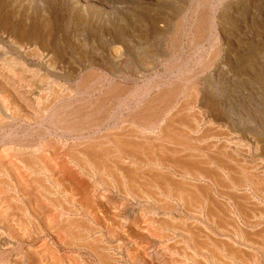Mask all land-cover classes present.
<instances>
[{
    "label": "rangeland",
    "instance_id": "rangeland-1",
    "mask_svg": "<svg viewBox=\"0 0 264 264\" xmlns=\"http://www.w3.org/2000/svg\"><path fill=\"white\" fill-rule=\"evenodd\" d=\"M2 10L5 13L12 14L15 18H22V23L25 26L30 24L29 26H34L42 32L51 30V36H47L43 40L44 43L41 42L43 45L39 44L37 47L40 48L42 53L43 51H45V53L47 51L48 53L49 49L50 52L54 50L52 52L54 59L58 58L54 60L55 65L57 66H55L57 74H55V77H52L54 82L59 81L56 86H59L58 89L61 91L58 93V90L55 87L56 89L54 91H57L59 94L57 97L55 95V97L59 99V101H57L59 103L56 104L55 99L53 100L54 111L57 113V120L55 121L56 125L54 126L55 129L49 127L47 124H43L44 126L41 124L36 126H23L21 120L20 123L17 122L12 127V136L14 140L18 141L19 139V141H22L23 139L39 142L41 141L42 136L44 138L47 137V134L49 135L50 131V133H57V136L55 137L56 140L60 139L70 147L75 146L76 151L74 152H77L79 145L80 149L78 150L82 149L81 144L84 142L85 138L86 142V140L90 141L97 137L114 133V124L117 125L119 123L118 125H120L121 128H119L120 130L117 129V133H123L122 131L124 130L122 129L124 128L126 130L130 128L131 125L129 124L133 123V121H131V115H135L142 111L145 108L144 106L151 102L150 100H154L156 97L158 98L159 95L168 91L170 92L168 94L173 93L172 90L174 91L177 86L184 87L181 88L182 92L190 90L193 85L194 87L196 86V88L193 87L195 89V91H193L194 93L191 90L187 92L185 95H188V97L186 96L185 100H182V96L172 97V95L170 101H168V99H161L162 102L159 100L161 105L157 102L158 105H155L157 108H154L155 110L152 114L156 111L157 113L163 111L164 113L162 112L163 114H160L164 116V114L172 111L170 112V117L175 116L176 114L174 115V113L178 112L181 114L180 116H183L182 118H184V115L186 116L190 113L195 115L196 119L199 118L203 121L200 133H198V135L193 134L190 136V143L193 142L190 145L193 144L195 148L200 150L198 153L195 152L197 155H201V158L211 163V165H207L206 168L210 170L209 173L214 175L216 179L213 177L214 179L212 182L210 180H205L195 184L197 185L196 188H199L198 190L203 193V195H201L202 199L200 197L195 199L194 197L196 194H193L195 191H189V196L186 194L187 196H185L182 201H179V199L175 198V195H171L173 198L171 196H165V194L160 192L161 189H153L152 196L157 191L153 196L155 199L152 198L151 195L148 196L146 192L142 193L137 191V194H135L136 191H133L134 193H132V191H130L131 189H129V184H124L125 181L122 183L119 179L118 181L120 182L118 183L113 181L109 182L110 178L108 177L107 172H102V176L107 179H105V181L102 180L104 178L99 175H94L93 177L88 178L86 176V181H84L83 184L86 186L82 185L83 187L81 186V188L77 187L78 189L74 188L71 190L70 195L74 193L76 194L70 197L71 199H69V201L71 200V202H68L66 197L62 194L59 193L58 195L65 204H68L70 208H73L72 210L74 213L72 212L70 216L68 215L72 218V222L74 221L77 223V226H75L76 224L74 222L72 223V227H75V229L72 228L73 231L76 233L77 230H83V227H86V229H84L86 231L81 232H84L85 234H83L87 235H83V238L79 237V240L81 241H79L78 238L73 239L63 232H59L58 234V231H52L57 224V222L53 223V227L52 222L58 220L59 215L56 214L57 212L54 211V209L53 211H50L49 209L54 207L53 204H46V201H44L46 202L44 203L39 195L35 194L37 195L35 196L34 191L29 190L31 187L23 185V187L27 189L25 191L27 195L25 194V198H21L22 184H20L21 186L15 184L14 186L18 193L20 192L19 199L23 207H21V209L16 205V201L11 202L8 199L9 197H7V194L3 196L4 193H2V189L4 187L0 186V196L5 200V203L0 207L3 209V213L6 212L7 214L6 216H3V218L16 215L19 220L23 221L22 223L27 220L29 222L26 225V228H29L27 229L29 230L28 232L36 237L33 236L34 238L32 241L25 239V241L22 242L21 237L19 239L15 236L14 239H12L13 244L11 247H4V250L3 248L0 250V264H7L9 261L12 262V260L16 258L22 261V257L25 256V249L27 250L28 246L37 247V245L44 246L45 250H47L48 257L54 260L55 264H188V262L189 264H264V186H262L263 189H260L257 188L258 185L254 186L252 185L253 183L250 182L248 184L249 186L245 189L241 190L240 188H235L234 190H231L230 187L232 184L230 185V183L233 182V176L235 174L232 175L230 171L225 170V166L229 168L233 167L236 174L239 173L235 176L236 178L240 177V170L242 167L251 169V172H255L253 175L264 174V0H0V11ZM199 20L203 22H198ZM201 24L203 26H201ZM197 25H199V29L201 27L200 30L198 29L199 33L204 30L203 33H200L201 36H204L203 38L201 37L202 39L197 36V32H194L196 31L195 27ZM14 47L15 46H13L10 41L2 42L0 40V68H3V70H1V68L0 71L4 72L5 68L8 70V75H6L7 73L5 74L7 71L0 74V82L6 83L9 79H13L12 76L14 75H9L10 69L6 66L10 61L9 58L11 57L12 59L15 57L13 55L14 52L12 51ZM23 54L24 53H22L21 57L25 59L26 55ZM26 59L29 62L30 58L27 57ZM5 60H8V62ZM2 61H4V67L1 66ZM151 62H155L156 65L153 68L152 66L147 67V64ZM30 63H32L31 66L33 68H35V65L37 64L38 67L35 69H40L42 74L47 73V69L45 71L44 65H41V63L39 65L37 60L31 58ZM106 70H111V72ZM13 71L20 70L17 69ZM15 74L17 75V73ZM2 75L4 77H2ZM26 75L29 78V81L28 79H25L27 81L26 83L23 79L24 85L29 84L27 87H35V83L38 79L32 75ZM92 75H94V78L91 79ZM84 76H86V78H84ZM96 77H98V81H96ZM6 78L7 80H5ZM102 78H104V80ZM20 79L16 78V81ZM85 80L87 82L86 88L83 86L85 85L83 83H86ZM13 81L14 80H12V83L10 81V84H14L15 82ZM3 83H0L1 89H3V85H6ZM30 83L32 85H30ZM39 83V81L36 83V88L39 87V90H43L45 88L43 85L45 84L43 83L39 86L37 85ZM59 83L60 85H58ZM61 84L63 86H61ZM82 86L83 89L81 88ZM199 86L202 89H198L197 87ZM112 87H115L114 91H112ZM78 88L81 89L76 90ZM100 88L103 89L101 90ZM67 90H70L68 92L70 98L66 96ZM71 90L74 93H70L72 92ZM108 91H111L112 93L110 92L111 94L109 93L107 98L111 97V95L113 98H104L106 101L105 103L103 98L101 99L102 102L101 100H98L101 95L105 97V94ZM116 91H118V93ZM2 93L3 97L1 96ZM2 93L0 91V98L2 97L6 102L8 100V102H10L8 104L12 107V104H14V101H12L13 96L11 100L9 98L11 96L7 95L8 93L6 96L4 92ZM43 93L44 92L41 91L42 98L45 96ZM63 93L68 98L64 97L63 99V96L60 98ZM91 93L93 95H91ZM116 93H120L119 96ZM191 93L193 94L190 96ZM115 94L117 95L116 97ZM194 94L196 95L193 96ZM190 97H195L198 100L194 101V98H192L193 100L191 99L190 101ZM160 98H162V96ZM180 98L181 102H184V107L188 108L185 112L184 110H180L182 109V105L178 106L179 108L176 105V101L180 102ZM173 101L176 103H172ZM189 101L196 102L197 105H193L192 102L189 103L192 105L190 106L188 105ZM165 102L168 104H165ZM101 103H104L105 105H102ZM165 105H167V107ZM168 105H170V108ZM93 106L95 110L98 106L99 109H97V112L94 111ZM80 107L85 108L83 109ZM90 109H92V111ZM72 111L75 112L74 115ZM157 113H154L155 116ZM68 114L70 116H68ZM61 116H65V119L71 117L69 120L67 119V121L70 122H68L70 125L71 123H74L72 126L73 128L71 127L73 133H70V131L67 132V134L63 130L65 127H63V125L67 126V123L65 122L64 117L62 118ZM163 116L158 115L157 119L160 120L159 117L162 118ZM165 116H167V114ZM74 118H76V120ZM89 119H92L90 121L91 124ZM126 119L131 123L128 124L129 121ZM180 119L181 118H177L176 120L180 122ZM81 120H83L84 123ZM76 121H79V124L76 123ZM210 121L213 122V125L209 124ZM124 122H126V124ZM179 122H177V125ZM96 123H98L99 126ZM134 123L133 127L128 130L130 132L131 130H134L132 131L133 133H135V126L138 131L141 129L142 125H148V123H141L142 125L140 123L135 125ZM186 124L190 125L184 121L180 122V125H178L177 128L179 130L184 131L186 129L189 131L190 126ZM75 125L77 126V128H75L76 130H74ZM58 128L61 131L60 133ZM87 129L92 130L88 131ZM110 130L111 132H108ZM77 131L81 135L77 133ZM9 133L10 131L8 129L3 133L0 132V136H6ZM25 134L30 137H27ZM62 134L64 135L62 136ZM194 136H196L197 139ZM199 138H201V140H199ZM78 142L79 144L76 148ZM71 144H74V146ZM212 145L218 147L216 152L211 148ZM222 146H229V149H223ZM112 151H115L116 153L118 151V154L120 155L118 156L114 153L116 159L110 161L112 157H115L113 154L109 159L110 162H108V158L106 159V165L113 162L111 163L113 165L110 167L112 171L115 170L112 173L114 174V172H116L114 175L117 179L119 178L117 167H121V165L123 167L124 165L129 164L124 167L131 168V162L124 158L126 156L121 150ZM210 151L211 153H209ZM222 151L225 152L226 155L230 154V157L223 156L220 153ZM188 152L189 151L184 155H187ZM119 157L122 159L124 158L127 163L118 161ZM216 157L222 160V163L220 164L223 165L225 169L219 167ZM228 158L231 159V161ZM141 159L143 158H140L139 160ZM116 160L118 163L115 162ZM85 162L87 163V168L90 169L91 162ZM117 164H119V166ZM233 164L236 166H233ZM138 165L144 166L143 163H138ZM217 174L219 176L218 178L216 177ZM176 176V179L179 182L184 181L182 180L184 178H181L179 175ZM106 182L109 185H106ZM226 182H229V184L227 185ZM200 184L201 186H199ZM90 185H94L97 192L95 195L93 194V198L98 205V210L95 213L87 209L88 206L85 204L86 202L83 204V191ZM225 185L227 187L229 186V188H226ZM106 187L108 189H105ZM200 187H204L205 191L210 189V195ZM109 188L113 190H110ZM255 188L257 190H255ZM222 189L223 192L225 190L226 192L223 193ZM118 190L122 193L120 194ZM219 190L222 193L221 195L217 194ZM12 191L14 193L13 189ZM259 192L263 194H259ZM31 194H33V196ZM121 195H123V197ZM140 196L142 198H140ZM246 196L250 198L249 204H247L248 212L246 218L252 221H256V219L257 221H261L260 224L251 228L250 225H247L245 219L240 218L239 214L236 213V220L234 214L227 211V209L234 210L233 201L236 203L241 199V202H244L245 200L243 199H245ZM30 197L33 198L30 199ZM145 197H150L149 202L145 201ZM37 198L41 199L40 202ZM81 199L83 201H80ZM163 201L164 203L166 202V204H164ZM203 202L206 203L203 204ZM162 204L166 207L163 209L159 208L158 210V207H161ZM173 204L177 205V210H171V206H174ZM198 204H202L203 206L200 207ZM207 204L209 207L206 206ZM257 206L262 209H259ZM46 208H48L47 212L49 214L46 212ZM146 217L148 218L146 219ZM150 223H152V225ZM78 224L79 227L81 225L80 228L78 227ZM217 224L222 226L217 227ZM189 225L191 227L193 226V229ZM88 227H90V229ZM193 230L196 231L193 232ZM38 232H41V234ZM238 233L244 234V238L250 241V246H248L249 244L246 246L244 242H240ZM69 240L72 244L74 243L78 246H71ZM179 240L181 242H179ZM202 242L204 243L202 244ZM31 243H33V245ZM95 243L98 244V246ZM79 244H81V246ZM84 244L85 247H82ZM101 244L105 245L103 246ZM94 246L97 248H93ZM237 252L240 253L239 256L237 255ZM29 253L32 254V252ZM99 254L102 255L100 256L101 260ZM181 254L183 256H181ZM189 254H193V257ZM170 255L171 257H169ZM104 256L106 261L102 260ZM199 258L201 261L198 260ZM109 259L111 260L110 262ZM179 260L182 261L180 262ZM242 260H245V263Z\"/></svg>",
    "mask_w": 264,
    "mask_h": 264
},
{
    "label": "bare ground",
    "instance_id": "bare-ground-1",
    "mask_svg": "<svg viewBox=\"0 0 264 264\" xmlns=\"http://www.w3.org/2000/svg\"><path fill=\"white\" fill-rule=\"evenodd\" d=\"M84 3V2H83ZM85 5V4H83ZM73 6V5H72ZM216 9V8H215ZM194 10V9H193ZM19 11V10H18ZM74 11V10H73ZM80 11V10H79ZM82 13V12H81ZM214 13V12H213ZM208 14V12H207ZM43 16V15H42ZM77 16V15H76ZM84 16V15H83ZM80 19V18H79ZM70 20V19H69ZM45 21V20H44ZM76 21V20H75ZM201 20H199L198 22H200ZM27 22V21H26ZM37 22V21H36ZM197 22V23H198ZM203 22V21H201ZM101 23V22H100ZM195 23V22H194ZM96 24V23H95ZM200 24V23H199ZM30 25V24H29ZM25 26L23 25L22 23V18H15V16H13L12 14L10 13H5L2 11H0V40L3 42V41H10L13 46H15L13 48V55L15 57H13L11 59V57L9 58L10 61L8 62V60H5L6 62H8L7 66L10 70H9V75H14L12 76L13 79H9L12 83V80H14L13 82H15L14 84H10V81L8 80L6 83H3V82H0V83H3V84H6V85H3L1 89L0 88V91L1 93L4 92L5 93V96L6 94L7 95H10L11 97H9L10 99L12 98L13 96V100L14 101V104H12V107L10 106V102H6V100H3L2 97H3V93H2V97L0 98V132L3 133L5 131H7L9 129L10 133L7 134L6 136H3L1 137L0 136V186L4 187L2 189V193H4L3 196H5L6 194L8 195L7 197H9L8 199L11 201V202H15L16 205L19 206V208L22 207V203L19 199V193L17 191V189L14 187L15 184L17 185H20L22 184V187L23 185H26V186H29L31 187L29 190L31 191H34V195L37 194L41 197V199H43V202L46 203V204H53V206L55 207H51L52 209H49L50 211H56L59 215V218L58 220H55L53 223L57 222L55 228L52 229V231H58V234L59 232H63L65 234H67L68 236H70L71 238L75 239V238H78V240L80 238H83L85 233L84 232H81V231H86L84 229H86V227H83V230H80L79 228V224H78V228L79 231L77 230V232L75 233L73 231L72 228L75 229V227H72V218H70V214L74 211L72 210L73 208H70L68 206V204H65L63 202V200L60 199V196L58 197L59 193L62 194L64 197H66V199L68 200V202H71V200L69 201V199H71L70 197H72L71 194V190H73L74 188H77V187H80L84 184V181H86V176L87 178L88 177H93L94 175H99L101 177L102 176V172H107L108 173V177L110 178L109 179V182H115V183H118L120 181H122V183H124L125 181V185L126 184H129V189H131L130 191H132V193H134L133 191H136L135 194H137V191L138 192H142V193H147V195H151L152 198H154L153 196L157 193H156L152 196V193H153V189H161L160 192L165 194V196H171V195H175V198L179 199V201H182V199H184L185 196H189V191H195L193 194L195 195V199H198L199 197L202 199V196L203 193L200 192V190H198L199 188H196L198 182H203L205 180H210L211 182L213 181V179L215 178L214 175L210 174V170L207 169V165H211V163L209 161H205L203 158H201V155H197L198 152H200L199 149L195 148L194 145H190V139L191 138L190 136L195 134V135H198V133H200L201 131V124H202V120H200L199 118H195L196 116L193 115V114H190L188 113L186 116L184 115V118H182L183 116H180L181 114H179L178 112L174 113L175 116H172L170 117V112L172 111H167L168 113L167 116H165L166 114H164V116L162 115L163 113L160 111H158L159 113L154 112V113H157L156 116L155 114L152 112L155 110L154 108H157L155 107V105L157 104V102L160 104L159 100L161 101V99H168V101H170V99L172 97H177V96H182V100H185L186 99V96L188 97V95H185L187 92H189L190 90L193 92L195 91L194 88H196V86L194 87L193 85L191 86L192 88H190V90H185V91H182L181 92V88L183 87H179L177 86L176 89H174V91L172 90L173 93L171 94H168L170 93L168 90V92L164 93V94H161L159 95V97L154 100H150L151 102L150 103H146L147 105H145L144 109L142 111H140L139 113L135 114V115H131V121L134 122H137L138 124L140 123H148V125H142L144 127H142L141 125V129L137 131V129L134 127L135 129V133H133L132 131L134 130H131L128 131L130 128L133 127V123L132 124H129L131 123L128 119L129 122L128 124L131 125L130 128L128 129H122L124 131H122L123 133H117L119 128H121L120 125H115L114 127V133H110V134H107V135H104V136H100V137H97L95 138L94 140H86L85 142V139H84V142L82 143L83 144V147H82V144H81V150H78L80 149V145L78 146L79 142L77 143L76 145V148L78 146V149H77V152H74L76 151L75 150V146L74 144H71L73 145L74 147H70L67 145V143L65 144L64 142H62V140H56L55 137L57 136V133H50L49 131V135L47 134V137H43L42 136V139L41 141L39 142H34V141H27V140H23L22 141H18L17 140H14L13 139V136H12V127L15 123H20V121L22 120V124L23 126L24 125H28V126H36L38 124H47L49 127H52L54 128V126L56 125L55 124V121L57 120L56 119V112L54 111V99H55V103H59L57 101H59L58 98H56L59 94V86L57 87L56 84L57 82L59 81H55L53 80V76L55 77V74H57V71H56V65H55V61L56 59H54V56L52 54V52H50V49L47 53H45V51H43V53L40 51V48L37 47L39 44L40 45H43V40L47 37V36H51V30L49 31H40L38 28L34 27V26ZM55 25V24H54ZM70 25V24H69ZM103 25V24H102ZM201 26H203L201 24ZM206 26V25H205ZM208 26V25H207ZM195 27V26H194ZM196 31H194L195 33L197 32V36L202 39L204 36L202 35L201 36V32L203 33L204 30H202L200 33L198 31L199 29V25H197L195 27ZM207 28V27H206ZM201 29V27H200ZM199 29V30H200ZM92 31V30H91ZM94 31V30H93ZM207 32V31H206ZM205 32V33H206ZM211 32V31H210ZM93 33V32H92ZM58 35V33H57ZM101 35V34H100ZM99 36V35H98ZM122 36V35H121ZM202 37V38H201ZM56 38V37H55ZM52 39V38H51ZM198 39V38H197ZM45 41H48V40H45ZM199 41V40H198ZM201 41V40H200ZM43 42V43H41ZM194 44V43H193ZM195 45V44H194ZM47 46V44H46ZM45 48V46H44ZM43 48V49H44ZM58 49V48H57ZM217 51V50H216ZM16 52V53H15ZM22 53H24L26 55V58H33L35 60L38 61L39 65L41 63V65H44V69L46 71L47 69V73L46 74H42V71L39 69H35L37 66V64L35 65V68H33L31 66L32 63H30V59H29V62L27 61V59L25 58H22L21 55ZM23 54V55H24ZM210 54V53H209ZM113 55V54H112ZM9 56V55H8ZM12 56V55H11ZM117 57V56H116ZM99 59V58H98ZM112 60V59H111ZM34 61V60H33ZM99 61V60H98ZM151 61V60H150ZM206 61V60H205ZM57 62V61H56ZM213 62V61H212ZM3 63V65H2ZM34 63V62H33ZM36 63V62H35ZM122 63V62H121ZM10 64V65H9ZM103 64V63H102ZM209 64V63H208ZM4 61L1 62V66L4 67ZM100 65V64H99ZM156 65L155 62H151L149 64H147V67H150L152 66V68ZM34 66V64H33ZM56 66V67H55ZM143 66V65H142ZM212 66V65H211ZM43 67V66H42ZM94 67V66H93ZM92 67V68H93ZM144 67V66H143ZM203 67V66H202ZM2 68V67H1ZM0 68V69H1ZM20 70V71H13V70ZM43 69V68H42ZM107 69V68H105ZM109 69V68H108ZM172 69V68H171ZM3 70V68L1 69ZM65 70V69H64ZM7 71V72H5ZM95 71V70H94ZM106 71H110L111 70H106ZM167 71V70H166ZM2 74L3 71H0ZM5 74L8 75V70L7 68H5L4 70ZM3 72V73H4ZM69 72V71H67ZM92 72V71H91ZM17 73V75L15 74ZM4 74V76H5ZM30 76H34L35 78L38 79V81L40 82L39 84L37 85H41V84H45L43 85V87H45L43 90H39L40 88L37 87L36 88V82L35 83V87H27V85L29 86V84H26L24 85V82L26 81L25 79H28L29 81V78L27 77V75ZM112 74V73H111ZM22 75H23V78H22ZM88 75V74H87ZM86 75V76H87ZM1 76V75H0ZM2 75V77H4ZM17 76V77H16ZM58 76V75H57ZM86 76H84V78H86ZM94 75L91 76V79L94 78L93 77ZM104 76V75H103ZM187 76V75H186ZM27 77V78H25ZM69 77V76H68ZM76 77V76H75ZM88 77V76H87ZM101 77V76H100ZM99 77V79H100ZM126 77V76H125ZM9 78V77H8ZM16 78H21L20 80H17L16 81ZM33 78V77H32ZM70 78V77H69ZM185 78V77H184ZM2 79V78H1ZM23 79H24V82H23ZM31 79V77H30ZM98 77H96V81ZM104 80V78H102ZM180 79V78H179ZM192 79V78H191ZM7 80V78L5 79ZM34 80V78H33ZM36 80V79H35ZM57 80V79H56ZM66 80V79H65ZM87 80V79H86ZM85 80V82H86ZM90 80V78H89ZM91 81V80H90ZM90 81H89V84H90ZM190 81V80H188ZM5 82V81H4ZM92 82V81H91ZM104 82V81H103ZM27 83V81H26ZM29 83V82H28ZM34 83V82H33ZM64 84V83H63ZM67 84V83H66ZM85 85H83L85 88H86V85H87V82L86 83H83ZM160 84V83H159ZM165 84V83H163ZM195 84V83H194ZM30 85H32L30 83ZM60 85V83L58 84ZM82 85V84H81ZM79 85V86H81ZM103 85V84H102ZM109 85V84H108ZM156 85V84H155ZM178 85V84H177ZM206 85V84H205ZM61 86H63L61 84ZM83 86L81 87L83 89ZM92 86V85H91ZM114 86V85H113ZM189 86V87H190ZM201 86V85H200ZM197 87L198 89H200L201 87ZM1 87V86H0ZM57 88L58 90V93L57 91L55 92L54 90ZM72 87V86H71ZM88 87V86H87ZM106 87V86H105ZM116 87V86H115ZM115 87H112L114 91V88ZM186 87V86H185ZM77 88V87H76ZM81 88H78L76 90H79ZM90 88V87H89ZM121 88V86H120ZM160 88V86H159ZM158 88V89H159ZM184 88V87H183ZM62 89V88H61ZM64 89V88H63ZM73 89V88H71ZM99 89V88H98ZM101 89V88H100ZM103 89V88H102ZM101 89V90H102ZM125 89V88H124ZM153 89V88H152ZM202 89V88H201ZM117 90V89H116ZM157 90V89H156ZM41 91L44 92L43 94H45V96L42 98L41 96ZM70 91V90H69ZM67 90V94L66 96H68L70 98V95H69V92ZM72 91V90H71ZM75 91V89H74ZM98 91V90H97ZM171 91V90H170ZM85 92V91H84ZM103 92V91H101ZM111 91H108L106 92L105 94V97H103L101 95L100 99L98 98V100H101L102 98L106 99L108 94L110 93ZM118 93V91H116ZM197 92V91H196ZM199 92V91H198ZM70 93H74L73 91L70 92ZM80 93V91H79ZM93 93V92H92ZM91 93V95H93ZM112 93V92H111ZM110 93V94H111ZM115 93V92H114ZM113 93V94H114ZM116 93V94H117ZM144 93V92H143ZM194 93V92H193ZM191 93L190 96L193 94ZM200 93V92H199ZM76 94V93H75ZM104 94V93H103ZM115 94V97L119 94L116 95ZM183 94V95H182ZM56 95V97H55ZM72 95V94H71ZM88 95V94H87ZM90 95V96H91ZM141 95V94H140ZM150 95V94H149ZM172 95V97H171ZM196 94H194L193 96H195ZM63 96V99L64 97H66L64 95V93L61 95L60 98H62ZM100 96V95H99ZM114 96V95H113ZM138 96V95H137ZM162 96V98H160ZM169 96V97H167ZM199 96V94H198ZM8 97V96H7ZM66 97V98H68ZM82 97V96H81ZM6 98V97H5ZM78 98V97H76ZM110 98H113L112 95L111 97L107 98V99H110ZM131 98V97H130ZM136 98V97H135ZM194 98V101L195 100H198L196 99L195 97H192ZM190 97V101L192 99ZM199 98V97H198ZM9 99V100H10ZM43 99V101H42ZM57 99V100H56ZM81 99V98H80ZM90 99V98H89ZM105 99L103 100L104 103L106 102ZM176 99H179V98H176ZM112 100V99H111ZM115 100V99H114ZM133 100V99H132ZM193 100V99H192ZM109 101V100H108ZM116 101V100H115ZM119 101V100H118ZM175 101V100H174ZM172 102V103H176L177 107L178 106H181L182 109L180 110H188L187 107H184V102L182 101L181 102V98H180V102L179 101H176V102ZM187 101V100H186ZM188 102V105H190L189 103H192V102ZM61 102V101H60ZM63 102V101H62ZM102 102V100H101ZM129 102V101H128ZM132 102V101H130ZM142 102V101H141ZM162 102V101H161ZM75 103V102H73ZM77 103V101H76ZM83 103V102H82ZM89 103V102H88ZM97 103V101H96ZM100 103V102H99ZM102 104V105H105V104ZM187 103V102H186ZM165 104H168L167 102H165ZM196 104V102H193V105ZM69 105V104H68ZM73 105V104H72ZM76 105V104H75ZM91 105V104H90ZM88 105V106H90ZM94 105V104H92ZM158 105V104H157ZM156 105V106H157ZM161 105V104H160ZM163 105V104H162ZM186 105V104H185ZM197 105V104H196ZM63 106V105H61ZM86 106V107H88ZM99 106V105H98ZM97 106V109H99ZM124 106V105H123ZM167 107V105H165ZM169 108H170V105H168ZM174 106V105H173ZM192 106V105H190ZM68 107V106H66ZM129 107V106H128ZM134 107V106H133ZM69 108V107H68ZM67 108V109H68ZM76 108V107H75ZM79 108V107H78ZM80 108H83V107H80ZM85 108V107H84ZM83 108V109H84ZM89 108V107H88ZM94 108V106H93ZM101 108V107H100ZM121 108V107H120ZM141 108V107H140ZM139 108V109H140ZM179 108V107H178ZM217 108V107H216ZM57 109V108H56ZM66 109V108H65ZM70 109V108H69ZM74 109V107H73ZM97 109L95 110L94 108V111L97 112ZM123 109V108H122ZM128 109V108H127ZM160 109V108H159ZM213 109V108H212ZM71 110H72V107H71ZM69 110V111H71ZM92 111V109H90ZM89 110V112H90ZM106 110V109H105ZM163 110V109H161ZM66 111V110H65ZM68 111V110H67ZM85 111V110H84ZM83 111V113H84ZM133 111V110H131ZM138 111V110H137ZM166 111V109H165ZM174 111V110H173ZM73 112V111H72ZM71 112V114H72ZM79 112V110H78ZM77 112V113H78ZM70 113V112H69ZM76 113V114H77ZM82 113V114H83ZM88 113V112H87ZM129 113V112H128ZM162 113V114H160ZM187 113V112H186ZM184 113V114H186ZM192 113V112H191ZM64 114V113H63ZM75 114V112H73V115ZM79 114V113H78ZM77 114V115H78ZM85 114V113H84ZM83 114V115H84ZM196 114V113H195ZM214 114V113H213ZM61 115V114H60ZM81 115V114H80ZM119 115V114H118ZM122 115V114H121ZM120 115V116H121ZM158 115H161L163 116L162 118L159 117L160 120L157 119ZM198 115V114H197ZM67 116V115H66ZM68 116H70L68 114ZM85 116V115H84ZM87 116V115H86ZM89 116V115H88ZM119 116V118H120ZM62 117V116H61ZM64 117V120L65 122L67 123V126L66 125H63V130L67 133V132H70L72 129L71 127L73 126V124L71 123V125L69 124L70 122L67 121V119H65V116ZM62 117V118H63ZM83 117V116H82ZM99 117V116H98ZM103 117V116H102ZM123 117V116H121ZM200 117V116H199ZM71 118V117H70ZM69 118V119H70ZM91 118V117H90ZM101 118V116H100ZM110 118V117H109ZM170 118V119H169ZM177 118H181L180 119V122H186V123H189L190 126L189 127V131H186L184 130H179L177 128L178 125H180V122L177 121L176 119ZM201 118V117H200ZM58 119H61V118H58ZM68 119V120H69ZM73 119V118H72ZM71 119V120H72ZM76 120V118H74ZM81 119V118H80ZM125 119V118H124ZM70 120V121H71ZM92 119H89V122L91 121ZM118 120V119H117ZM179 122V124L177 125V122ZM83 121V120H81ZM97 121V120H96ZM62 122V121H60ZM69 122V123H68ZM79 122V121H78ZM76 121V123H78ZM88 122V121H86ZM85 122V123H86ZM127 122V121H126ZM126 122H124L126 124ZM63 123V122H62ZM65 123V124H66ZM84 123V121H83ZM82 123V124H83ZM93 123V122H92ZM117 123V122H116ZM137 123H134L135 125ZM69 124V125H68ZM79 124V123H78ZM91 124V122H90ZM95 124V122H94ZM92 124V125H94ZM98 124V123H96ZM127 124V125H128ZM209 124H212L213 125V122H209ZM58 125H59V122H58ZM77 125V124H76ZM75 125V126H76ZM113 125V124H112ZM113 125V126H114ZM204 125V124H203ZM44 126V125H43ZM42 126V127H43ZM74 126V130H76L75 128H77V126L75 127ZM79 126V125H78ZM90 126V125H89ZM99 126V124H98ZM97 126V127H98ZM112 126V127H113ZM122 126H125V125H122ZM139 126V127H140ZM57 127V126H56ZM82 127V126H80ZM29 128V127H28ZM40 128V127H39ZM73 128V127H72ZM84 128V127H83ZM44 129V128H43ZM48 129V128H46ZM55 129V128H54ZM53 129V130H54ZM59 129V128H58ZM80 129V128H79ZM78 129V130H79ZM182 129V128H181ZM215 129V128H214ZM51 130V129H50ZM57 130V129H56ZM86 130V129H85ZM88 130V129H87ZM89 130H92V129H89ZM88 130V131H89ZM112 130V129H111ZM108 131V132H111ZM117 130V131H116ZM120 130V129H119ZM209 130V129H208ZM59 133L61 132L60 129L58 130ZM58 131H54V132H58ZM80 131V130H79ZM95 131V130H94ZM116 131V132H115ZM137 131V133H136ZM64 132V133H65ZM84 132V131H83ZM82 132V133H83ZM103 132V131H102ZM113 132V131H112ZM139 132V133H138ZM14 133V132H13ZM20 133V132H19ZM63 133V132H62ZM70 133H73L72 131ZM76 133V132H74ZM77 133H79L77 131ZM107 133V132H106ZM216 133V132H215ZM218 133V132H217ZM18 134V132H17ZM68 134V133H67ZM80 134V133H79ZM1 135V134H0ZM26 135V134H25ZM33 135V134H32ZM64 134H62L63 136ZM66 135V134H65ZM76 135V134H75ZM81 135V134H80ZM224 135V134H223ZM27 136V135H26ZM37 136V135H36ZM83 136V135H82ZM204 136V134H203ZM22 137V136H21ZM27 137H30V136H27ZM40 137V136H39ZM86 137V136H85ZM196 139L197 137L194 136ZM217 137V136H216ZM24 138V137H23ZM59 138V137H58ZM61 138V137H60ZM193 138V139H195ZM203 138V137H201ZM201 138H199V140H201ZM209 138V137H208ZM40 139V138H39ZM29 140V139H28ZM219 140V139H218ZM211 141V139H210ZM209 141V142H210ZM215 141V140H214ZM72 142V141H71ZM202 142V141H201ZM219 142V141H218ZM226 142V141H225ZM75 143V141H74ZM216 143V142H215ZM213 143V144H215ZM235 143V142H234ZM208 145V144H207ZM221 145V144H220ZM207 147V146H206ZM210 147V146H209ZM223 147V146H222ZM231 147V146H230ZM211 148L213 150H215L216 152V149L218 148L216 145H212ZM209 148V149H211ZM228 148L229 149V146H225L223 147V149H226ZM3 149V150H2ZM222 149V150H223ZM112 150H121L122 153H124V155L126 157H124L125 159H128L130 162H131V168H126L124 166H128V165H124L122 167H117V171L119 172V178L116 179L115 175L116 172H114V174L112 173V169H111V162L109 165H106V159L108 158V162L112 161L113 159L115 160L116 159V155L117 154L118 156L120 154H118V151L117 153L115 151H112ZM203 150V149H202ZM218 150V149H217ZM220 150V149H219ZM232 150V149H231ZM187 155H184L185 153H187ZM191 151V152H190ZM207 151V149H206ZM228 151V150H226ZM230 151V150H229ZM249 151V150H248ZM197 152V153H195ZM202 152V151H201ZM214 152V153H215ZM115 153V154H114ZM121 153V152H120ZM206 153V152H205ZM211 153V151L209 152ZM213 153V152H212ZM223 156H229V155H226L225 152H220ZM219 153V154H220ZM115 155V157L109 161L110 157L112 155ZM208 154V153H207ZM217 156V155H216ZM203 157V156H202ZM215 157V156H214ZM226 157V158H227ZM230 157V156H229ZM124 158L122 159L121 157L118 158V161L120 162H124V163H127L126 160H124ZM140 158H143L141 160H139ZM233 158V157H231ZM229 159V158H228ZM213 160V159H212ZM231 161V159H229ZM237 160V159H236ZM85 161H89L91 162V168L88 169L87 168V163ZM216 161H217V164H219V167L221 169H225L223 167V165H221L220 163H222L218 157H216ZM229 161V162H230ZM116 163L117 160L115 161ZM114 162V164H115ZM241 162V160H240ZM260 162V161H259ZM258 162V163H259ZM75 163V165H74ZM137 163V164H136ZM139 164H142V165H138ZM214 163V162H212ZM226 163V162H225ZM228 163V162H227ZM243 163V162H242ZM241 163V164H242ZM89 164V163H88ZM116 165V164H115ZM119 166V164H117ZM226 165V164H225ZM255 165V164H253ZM108 166V167H107ZM233 166H236L233 164ZM259 166V165H258ZM114 167V166H113ZM112 167V168H113ZM227 171H230L233 174H235L233 176V182L230 183L231 187L230 189L231 190H234L235 188H240L241 190L242 189H245L247 188L249 185V183H253L252 185H258L257 188H262V186H264V174H255L253 175V173L255 172H251V169H248L247 167H242L241 168V173H240V177L239 178H236L235 176H237V173L236 174V171L233 167H227L225 166ZM240 167V166H239ZM255 167V166H254ZM211 168V167H210ZM214 168V167H213ZM229 168V169H227ZM236 168V167H235ZM253 168V167H252ZM258 169V168H257ZM224 170V172H225ZM254 170V169H253ZM261 171V170H260ZM216 172V171H215ZM263 172V171H262ZM259 173V172H258ZM114 176H113V175ZM176 175H179L181 178H184L182 180H184L183 182H179L176 178L177 176ZM117 176V175H116ZM121 176V178H120ZM216 176V175H215ZM214 177V178H213ZM217 178L219 177L218 174L216 176ZM221 177V176H220ZM236 179H235V178ZM98 178V177H97ZM104 178V177H103ZM180 178V179H181ZM222 178V177H221ZM106 178L102 179L105 181ZM120 179V181H118ZM179 179V178H178ZM216 179V178H215ZM223 179V178H222ZM221 179V180H222ZM229 179V178H228ZM107 180V179H106ZM128 180V181H127ZM186 180V181H185ZM227 180V179H226ZM91 181V180H90ZM100 181V180H99ZM218 181V180H217ZM103 182V181H102ZM108 182V181H107ZM106 182V185H109L108 183ZM86 183V182H85ZM220 183V182H219ZM91 184V183H90ZM93 184V183H92ZM224 184V183H223ZM226 184L228 185L229 182ZM89 185V183H88ZM118 185V184H117ZM123 185V184H122ZM213 185V184H212ZM21 186V185H20ZM83 186H86V185H83ZM82 186V187H83ZM111 186V185H110ZM109 186V187H110ZM120 186V185H119ZM118 186V187H119ZM124 186V185H123ZM201 186V184L199 185ZM217 186V185H215ZM219 186V185H218ZM226 186V185H225ZM117 187V186H116ZM121 187V186H120ZM119 187V188H120ZM85 188V187H84ZM99 188V187H98ZM111 188V187H110ZM109 188V189H110ZM118 188V189H119ZM124 188V187H123ZM128 188V187H127ZM201 188V187H200ZM203 190H204V187H202ZM201 188V189H202ZM217 188V187H215ZM222 188V186H221ZM224 188V186H223ZM226 188H229V186ZM225 188V189H226ZM233 188V189H232ZM254 188V187H253ZM12 189L14 190V193L12 191ZM78 189V188H77ZM105 189H108L107 187ZM196 189V190H195ZM259 189V190H260ZM20 190V189H19ZM27 189L26 188H22V197L21 198H25V191ZM76 190V189H75ZM110 190H113V189H110ZM198 190V191H197ZM240 190V191H241ZM255 190H257L255 188ZM264 190V189H263ZM262 190V191H263ZM119 191V190H118ZM205 191V190H204ZM203 191V192H204ZM261 191V190H260ZM9 192V194H8ZM84 192V197L82 196V198L84 199V201L81 199L80 201H83V204L84 202H86L85 204H87V209L90 210L91 212L95 213L97 210H98V205L96 203V201L94 200L93 198V194L95 195L97 192L95 190V186L94 185H90V186H87L85 188V190L83 191ZM120 192V191H119ZM125 192V191H124ZM207 193H209L210 195V189H207V191H205ZM222 192H223V189H222ZM226 192V190L224 191ZM223 192V193H224ZM236 192V191H234ZM264 192V191H263ZM113 193V192H112ZM122 192H120L121 194ZM201 193V194H200ZM257 193V192H256ZM79 194V193H78ZM116 194V193H115ZM139 194V193H138ZM187 194V195H186ZM217 194H222L220 192V190L218 191ZM239 194V193H238ZM242 194V193H241ZM259 194H263L261 192H259ZM258 194V196H259ZM1 195V194H0ZM27 195V194H26ZM33 196V194H31ZM35 195V196H37ZM76 195V194H75ZM127 195V194H126ZM129 195H130V192H129ZM208 195V196H209ZM219 195V196H220ZM81 196V195H80ZM117 196V195H116ZM119 196V195H118ZM123 197V195H121ZM134 196V195H133ZM138 196V195H137ZM143 196V195H141ZM140 196V198H142ZM158 196V195H157ZM162 196V195H161ZM227 196V195H225ZM236 196H237V193H236ZM1 197V196H0ZM6 197V198H7ZM74 197V196H73ZM125 197V196H124ZM128 197V196H127ZM139 197V196H138ZM172 197V196H171ZM205 197V196H204ZM242 197V196H241ZM3 197H1V205H3V203H5V200L2 199ZM33 197H30V199H32ZM35 198V197H34ZM79 198V197H78ZM77 198V199H78ZM81 198V197H80ZM146 198V197H145ZM150 198V197H149ZM149 198H146L145 201H148L149 202ZM173 198V197H172ZM39 199V202H40V198H37V200ZM122 199V198H121ZM155 199V198H154ZM157 199V198H156ZM231 199V198H230ZM236 199V198H235ZM235 199H232V200H235ZM249 199L247 196L245 197V200L244 202L242 201L241 202V199L239 201H237L235 203V201H233V204H234V210L233 209H227L228 212L234 214V216L236 217V220H237V216H236V213L240 215V218H243L246 220L247 222V225H250V228L251 227H254L258 224L261 223V221H252L250 219H247L246 215H247V212H248V205L249 204ZM4 200V201H3ZM22 200V199H21ZM24 200V199H23ZM36 200V201H37ZM74 200V199H73ZM76 200V199H75ZM158 200H159V197H158ZM206 200V199H205ZM214 200V199H212ZM238 200V199H237ZM167 201V200H166ZM184 201V200H183ZM200 201V199H199ZM209 201V200H208ZM220 201V200H219ZM156 202V201H155ZM170 202V201H169ZM212 202V201H211ZM210 202V203H211ZM224 202V201H223ZM18 203V204H17ZM135 203V202H134ZM152 203V202H151ZM154 203V201H153ZM152 203V205H153ZM164 203V201H163ZM200 203V202H199ZM206 203V202H203V204ZM213 203V202H212ZM211 203V204H212ZM217 203V202H216ZM251 203V202H250ZM75 204V203H74ZM79 204V203H77ZM82 204V202H81ZM82 204V205H83ZM123 204V203H122ZM166 204V202L164 203ZM246 204V205H244ZM253 204V202H252ZM258 204V203H257ZM256 204V205H257ZM48 205V206H50ZM115 205V204H114ZM125 205V204H124ZM174 206H171V210H177V205L173 204ZM194 205V203H193ZM200 205V207H202L203 205L202 204H198ZM210 205V204H209ZM66 206V207H65ZM159 206V205H157ZM208 206V204L206 205ZM205 206V207H206ZM211 206V205H210ZM250 206V205H249ZM42 207V206H41ZM40 207V208H41ZM114 207V206H113ZM166 207V206H165ZM162 204L161 207H158V210L159 208L163 209L165 208ZM209 207V206H208ZM221 207V206H220ZM254 207V206H253ZM259 207V206H257ZM1 208V207H0ZM8 208V207H7ZM17 208V206H16ZM23 208V207H22ZM21 208V209H22ZM44 208V206H43ZM252 208V207H251ZM255 208V207H254ZM261 207H259L260 209ZM5 209V208H4ZM10 209V208H9ZM20 209V210H21ZM42 209V208H41ZM47 209L46 208V212H47ZM160 209V210H161ZM169 209V208H168ZM207 209V208H206ZM210 209V208H209ZM262 209V208H261ZM18 210V209H17ZM19 210V211H20ZM85 210V209H84ZM111 210V208H110ZM165 210V209H164ZM214 210V208H213ZM113 211V210H112ZM123 211V210H122ZM153 211V210H152ZM187 211V210H186ZM209 211V210H208ZM224 211V210H223ZM222 211V212H223ZM35 212V211H34ZM45 212V213H46ZM171 212V211H170ZM211 212V210H210ZM256 212V211H255ZM48 213V212H47ZM78 213V212H76ZM111 213V212H110ZM197 213V211H196ZM201 213V212H200ZM19 214V213H18ZM21 214V213H20ZM38 214V212H37ZM49 214V213H48ZM121 214V213H119ZM228 214V213H227ZM255 214V213H254ZM6 212L3 213V209L1 208L0 209V250L3 248L4 250V247H11L12 244H13V241L12 239H14V237L16 236L17 238L20 239V237L22 238V242L25 241V239H29L32 241V239L35 237L33 234L31 235L27 230L29 228H26V225L27 223H29L27 220L24 221V223H22L23 221L22 220H19V218L16 217V215L12 216V217H6V218H3V216H6ZM69 215V216H68ZM113 215V214H112ZM224 215V214H223ZM251 215V214H250ZM52 216V215H50ZM88 216V215H87ZM95 216V215H94ZM111 216V215H110ZM171 216V215H170ZM169 216V217H170ZM21 217V216H20ZM91 217V215H90ZM97 217V216H96ZM106 217V216H105ZM132 217V216H131ZM155 217V216H154ZM217 217V216H216ZM228 217V215H227ZM234 217V219H235ZM239 217V216H238ZM251 217V216H250ZM249 217V218H250ZM30 218V217H29ZM32 218V217H31ZM49 218V217H48ZM55 218V217H54ZM84 218V217H83ZM111 218V217H110ZM138 218V217H137ZM148 217H146L147 219ZM209 218V217H208ZM233 218V217H232ZM53 219V217H52ZM56 219V218H55ZM103 219V218H102ZM165 219V218H164ZM221 219V218H220ZM218 219V220H220ZM47 220V219H46ZM101 220V219H100ZM122 220V219H121ZM209 220V219H208ZM225 220V219H224ZM228 220V219H226ZM53 221V220H52ZM203 221V220H202ZM86 222V221H85ZM103 222V221H102ZM106 222V221H105ZM151 222V221H150ZM232 222V221H231ZM245 222V221H244ZM75 223V222H74ZM123 223V222H122ZM168 223V222H167ZM219 223V222H218ZM77 226V223H75ZM84 224V223H83ZM87 224V223H86ZM127 224V223H126ZM129 224V223H128ZM143 224V223H142ZM146 224V223H144ZM152 225V223H150ZM192 224V223H191ZM245 224V223H244ZM33 225V224H32ZM171 225V224H169ZM47 226H48V223H47ZM115 226V225H114ZM163 226V225H162ZM190 226V225H189ZM219 225L217 224V227ZM222 226V225H221ZM219 226V227H221ZM32 227V226H31ZM53 227H54V224H53ZM136 227V226H135ZM140 227V226H139ZM148 227V225H147ZM174 227V226H173ZM191 227V226H190ZM193 227V226H192ZM191 227V228H192ZM198 227V226H197ZM196 227V228H197ZM263 227V226H262ZM90 229V227H88ZM134 228V227H133ZM238 228V227H237ZM87 229V230H89ZM93 229V228H92ZM149 229V228H148ZM159 229V228H158ZM193 229V228H192ZM203 229V228H202ZM244 229V227H243ZM39 230V229H38ZM125 230V229H124ZM160 230V229H159ZM200 230V228H199ZM231 230V229H230ZM238 230V229H237ZM51 231V232H52ZM96 231V229H95ZM114 231V230H113ZM123 231V229H122ZM142 231V230H140ZM155 231V230H154ZM187 231V230H186ZM196 231V230H193V232ZM210 231V230H209ZM255 231V230H254ZM138 232V231H137ZM161 232V231H160ZM231 232V231H229ZM239 232V231H238ZM256 232V231H255ZM7 233V234H6ZM37 233V232H36ZM35 233V234H36ZM39 234H41V232H38ZM54 233V232H53ZM84 233V234H83ZM189 233V232H188ZM205 233V232H204ZM235 233V232H234ZM252 233V231H251ZM138 234V233H137ZM248 234V233H247ZM84 235V236H83ZM131 235V234H130ZM154 235V233H153ZM235 235V234H234ZM238 238L240 240V242H244V244L247 246H250V241H248L247 239L244 238V234H239L238 233ZM263 235V234H262ZM34 236V237H33ZM49 236V235H48ZM67 236V237H68ZM201 236V235H200ZM246 236V235H245ZM58 237V236H57ZM56 237V238H57ZM80 237V238H79ZM16 238V240H17ZM36 238V237H35ZM41 238V237H40ZM99 238V236H98ZM97 238V239H98ZM219 238V237H218ZM251 238V237H250ZM254 238V237H252ZM256 238V237H255ZM18 239V240H19ZM47 239V238H46ZM96 239V240H97ZM111 239V238H110ZM213 239V238H212ZM215 239V238H214ZM223 239V238H222ZM233 239V237H232ZM94 240V239H93ZM95 240V241H96ZM140 240V239H139ZM221 240V238H220ZM224 240V239H223ZM256 240V239H255ZM30 241V242H31ZM45 241V240H44ZM66 241V240H65ZM70 241V240H69ZM81 241V240H79ZM91 241V240H90ZM203 241V240H202ZM258 241V240H257ZM21 242V241H20ZM161 242V241H160ZM179 242H181L179 240ZM216 242V241H215ZM214 242V243H215ZM42 243V242H41ZM40 243V244H41ZM44 243V242H43ZM50 243V242H49ZM60 243V242H59ZM64 243V242H63ZM71 243V241L69 242V244ZM84 243V242H83ZM89 243V242H88ZM97 243V242H96ZM95 243V244H96ZM137 243V242H136ZM204 242H202L203 244ZM219 243V242H218ZM230 243V242H229ZM29 244V243H27ZM33 245V243H31ZM46 244V243H45ZM78 244V243H77ZM94 244V245H95ZM198 244V243H197ZM201 244V243H200ZM199 244V245H200ZM241 244V243H240ZM68 245V244H67ZM71 246H78L76 244H70ZM81 246V244H79ZM89 245V244H88ZM98 246V244H96ZM103 245V244H101ZM105 245V244H104ZM103 245V246H104ZM134 245V244H133ZM196 245V244H195ZM220 245V244H218ZM15 246V245H14ZM13 246V247H14ZM85 247V244L82 245V247ZM102 246V247H103ZM203 246V245H202ZM244 246V245H243ZM87 247V246H86ZM92 247V245H91ZM180 247V246H179ZM185 247V246H184ZM198 247V246H196ZM200 247V246H199ZM219 247V246H218ZM54 248V247H53ZM69 248V247H68ZM93 248H97V247H93ZM242 248V247H241ZM82 249V248H81ZM185 249V248H184ZM211 249V248H210ZM223 249V248H222ZM243 249V248H242ZM94 250V249H93ZM97 250V249H96ZM117 250V249H116ZM202 250V249H201ZM214 250V249H213ZM26 251V252H25ZM24 251V255L27 256V257H22V261L19 260L18 258L16 259H13L12 262H8L7 264H55L54 263V260H52L50 257H48V254H47V250H45L44 246L43 245H37V247L35 246H28V249L26 250L25 249ZM95 251V250H94ZM98 251V250H97ZM204 251V250H203ZM206 251V250H205ZM263 251V250H261ZM29 252H32V254H30ZM52 252V251H51ZM78 252V251H77ZM92 252V251H91ZM18 253V252H17ZM101 253V252H99ZM137 253V252H136ZM140 253V252H139ZM142 253V252H141ZM213 253V252H212ZM216 253V252H215ZM218 253V252H217ZM238 253V252H237ZM250 253V252H249ZM103 254V253H102ZM107 254V253H106ZM240 253H238L237 255L239 256ZM190 255V254H189ZM193 255V254H192ZM190 255V256H192ZM211 255V254H209ZM216 255V254H215ZM245 255V254H244ZM247 255V254H246ZM23 256V254H22ZM69 256V255H68ZM102 255L99 254V258L101 260V257ZM181 256H183L181 254ZM252 256V255H251ZM98 257V255H97ZM107 257V256H106ZM171 257V255L169 256ZM193 257V256H192ZM211 257V256H210ZM222 257V256H221ZM230 257V255H229ZM235 257V256H234ZM105 258V256H104ZM102 258L103 261H106V258L104 259ZM108 258V257H107ZM111 258V257H110ZM195 258V257H194ZM193 258V259H194ZM205 258V256H204ZM236 258V257H235ZM239 258V257H237ZM250 258V256H249ZM256 258V257H255ZM254 258V259H255ZM67 259V258H66ZM76 259V258H75ZM115 259V258H114ZM117 259V258H116ZM132 259V258H131ZM178 259V258H177ZM181 259V258H180ZM192 259V258H191ZM218 259V258H217ZM241 259V258H240ZM68 260V259H67ZM66 260V261H67ZM119 260V259H117ZM200 260V258L198 259ZM111 260L109 259V262ZM180 262L182 260H179ZM201 261V260H200ZM203 261V260H202ZM240 261V260H239ZM243 261V260H242ZM245 261V260H244ZM243 261V262H244ZM69 262V261H67ZM211 263V262H210ZM245 263V262H244ZM248 263V262H247ZM253 263V262H252ZM112 264V263H111ZM189 264V262H188ZM191 264V263H190ZM198 264V263H197ZM201 264V263H200ZM230 264V263H229Z\"/></svg>",
    "mask_w": 264,
    "mask_h": 264
}]
</instances>
